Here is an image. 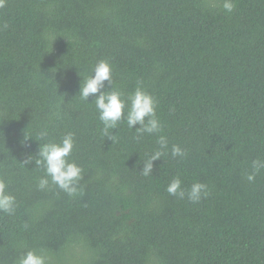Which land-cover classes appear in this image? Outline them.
<instances>
[{
    "label": "trees",
    "instance_id": "obj_1",
    "mask_svg": "<svg viewBox=\"0 0 264 264\" xmlns=\"http://www.w3.org/2000/svg\"><path fill=\"white\" fill-rule=\"evenodd\" d=\"M233 2L226 13L222 0H5L0 180L16 210L0 212V264L29 250L47 264H264V169L246 179L264 160V0ZM100 60L114 89L156 99L161 133L137 139L122 121L104 135L93 97L77 94ZM68 132L84 170L71 197L39 188L34 163ZM159 135L168 152L145 177ZM174 177L208 195H169Z\"/></svg>",
    "mask_w": 264,
    "mask_h": 264
},
{
    "label": "clouds",
    "instance_id": "obj_2",
    "mask_svg": "<svg viewBox=\"0 0 264 264\" xmlns=\"http://www.w3.org/2000/svg\"><path fill=\"white\" fill-rule=\"evenodd\" d=\"M5 0H0V7H3ZM233 0H222V8L226 13L234 10ZM112 66L106 60L98 61L91 70V74L83 78V83L79 84L78 96L81 101L89 102V97H93L98 119L103 125V133L109 136L110 132L122 122L126 121L127 127L137 133V139L143 134H159L162 132V124L156 115V99L137 86L136 89L125 96L119 90L112 87ZM40 140H46L48 132L41 130L38 134ZM114 138V135L111 137ZM27 140V139H26ZM75 144L74 134L66 133L59 142H44L38 146L37 156L34 163L37 167H42L45 176L40 178L38 187L46 188L49 183L56 185L68 196L82 194L80 181L83 178V168L69 159ZM158 149L154 151L144 162L141 168V174L145 177L150 176L153 171V161L160 158L168 152V140L164 135H159ZM186 155L184 149L179 145L171 147V156L173 158H183ZM24 164L33 163L31 156L23 160ZM264 169V160L255 159L251 164V172L246 175L249 182L255 180L256 175ZM7 185L0 180V212L12 215L16 210L15 197L7 191ZM169 195L179 199H187L197 203L202 197L208 195L207 185L195 182L189 189L182 187V181L179 177H174L166 187ZM16 264H47V257L41 252L29 250L16 261Z\"/></svg>",
    "mask_w": 264,
    "mask_h": 264
}]
</instances>
